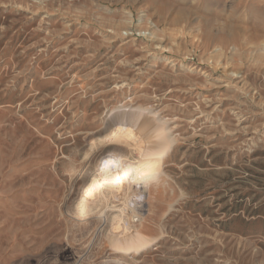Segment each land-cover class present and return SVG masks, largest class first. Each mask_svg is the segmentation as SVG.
<instances>
[{
    "label": "rangeland",
    "instance_id": "374dc122",
    "mask_svg": "<svg viewBox=\"0 0 264 264\" xmlns=\"http://www.w3.org/2000/svg\"><path fill=\"white\" fill-rule=\"evenodd\" d=\"M148 134L158 181L91 188ZM120 220L157 242L109 250ZM0 264H264V0H0Z\"/></svg>",
    "mask_w": 264,
    "mask_h": 264
},
{
    "label": "bare ground",
    "instance_id": "6f19581e",
    "mask_svg": "<svg viewBox=\"0 0 264 264\" xmlns=\"http://www.w3.org/2000/svg\"><path fill=\"white\" fill-rule=\"evenodd\" d=\"M118 120H119L118 121L119 125L116 126L117 128L115 130H112L108 139L110 138V140L112 142L114 140H125L129 144L133 143L135 140V137H134L135 135L130 134L129 129L134 128L138 124H140L142 126H144V124L139 122L138 120H135L133 115L123 116V117H120ZM144 140L146 142V146H145V148H142V153L143 152L149 153V155L147 154L149 157L141 158L140 160L138 159L139 161L137 163V166H135V167H130V165L129 166L124 165L125 166V167L123 166L124 168H118V169L115 168L116 171L110 173L109 179H107L105 174H107L106 172L109 171L110 168H112L113 163L112 162L105 163L103 166H101L98 169L99 172H97V174L95 175L91 188L95 187V185H96L95 183H97L99 181L98 178H100V176L102 177L101 178L102 182L99 181L100 184L99 183H97V184H98V186L101 185V187H104V188H108L109 186L113 185V183L115 181H117L116 179L120 176V174L123 175L124 177H126L130 174H134L136 177H141V178L146 177L147 180H151L153 182L158 181L157 174H159L161 172V163L163 161V150L161 147L157 146V144L154 142L152 135H150V134L146 135L144 137ZM109 143L111 144V142H109ZM122 143H124V142H122ZM111 188H109V189H111ZM99 189H101V188H99ZM91 193H93L92 189H91ZM105 205H106V203H105ZM130 205H131V203H129L128 207L131 208ZM133 206L134 207L131 208L132 209L131 214L134 213L137 216H140V218L143 215H144L143 218H145V214H147V217L151 220L153 214L155 213V205L151 199L146 200L145 203H141V202L136 203ZM113 208H114V206H112V207L107 206L105 209L102 210L100 205L98 206L97 204L96 205L94 204V206L92 208L88 209L86 211V213H84L77 220L83 221V220L91 219L94 216H96L97 214H101V215L105 214V213L107 214L108 212H112ZM121 220L117 223V225H114V224L112 225V227L117 226L118 229L120 228V231H118V232L114 231L115 233L111 234V235L109 233V236L106 239V240H108L107 242H108L109 250L114 251L115 253H121L124 255L136 254V253L138 254V253L144 252L145 250H147L148 248L153 246L154 243L157 242L156 237H150L148 235V234H151L153 232V230H154L153 226L150 225V227H149L145 224V222H143V226L141 227V229L136 230V229H134V227L130 228V226L128 224H124L125 222L121 223L122 222ZM115 229H117V228H115Z\"/></svg>",
    "mask_w": 264,
    "mask_h": 264
},
{
    "label": "built area",
    "instance_id": "2783aa9c",
    "mask_svg": "<svg viewBox=\"0 0 264 264\" xmlns=\"http://www.w3.org/2000/svg\"><path fill=\"white\" fill-rule=\"evenodd\" d=\"M139 217H135L134 222L137 223L139 221Z\"/></svg>",
    "mask_w": 264,
    "mask_h": 264
}]
</instances>
